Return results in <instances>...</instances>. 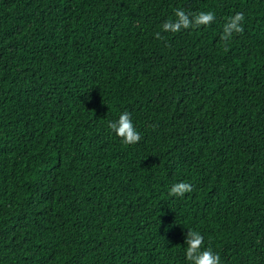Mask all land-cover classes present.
<instances>
[{"label": "trees", "instance_id": "obj_1", "mask_svg": "<svg viewBox=\"0 0 264 264\" xmlns=\"http://www.w3.org/2000/svg\"><path fill=\"white\" fill-rule=\"evenodd\" d=\"M191 230L264 264V0H0V264H191Z\"/></svg>", "mask_w": 264, "mask_h": 264}, {"label": "clouds", "instance_id": "obj_2", "mask_svg": "<svg viewBox=\"0 0 264 264\" xmlns=\"http://www.w3.org/2000/svg\"><path fill=\"white\" fill-rule=\"evenodd\" d=\"M177 20L174 23H165L163 27L172 31L179 30L182 26L187 27L189 21L186 19L182 11H177ZM213 20V14L211 12H201L195 17V22L208 23ZM243 20V15L237 13L230 18L228 24L225 26V32L230 33L232 30L240 31V22ZM110 130H112L116 136L122 139L123 143L132 144L140 139V133L136 130L132 119L128 112H121L117 119L110 121L108 124ZM169 194L177 197L183 196L185 192L190 191V185L184 182L174 183L169 188ZM203 236L195 231H187V237L184 241L186 244L185 255L191 262V264H219V257L216 253L210 249L198 251L202 244Z\"/></svg>", "mask_w": 264, "mask_h": 264}]
</instances>
